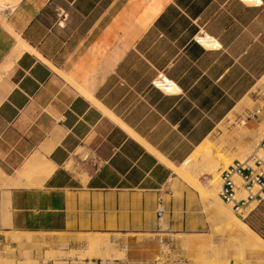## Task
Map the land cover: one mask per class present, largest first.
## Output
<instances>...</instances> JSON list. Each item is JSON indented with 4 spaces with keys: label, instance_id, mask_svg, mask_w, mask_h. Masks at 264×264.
Instances as JSON below:
<instances>
[{
    "label": "crops",
    "instance_id": "1",
    "mask_svg": "<svg viewBox=\"0 0 264 264\" xmlns=\"http://www.w3.org/2000/svg\"><path fill=\"white\" fill-rule=\"evenodd\" d=\"M259 1L22 0L7 10L0 23V168L12 167L15 188L0 187L8 214L1 228L24 236L10 244L88 253L100 239L97 253L111 247L105 264H154L166 246L206 229L199 195L137 138L179 166L227 118L233 123L254 106L249 97L264 89ZM206 36L220 48L195 42ZM159 77L178 92L155 89ZM34 157L55 167L42 185L19 177ZM244 220L264 239V202ZM238 233L235 227L232 242ZM230 252L238 255L235 243Z\"/></svg>",
    "mask_w": 264,
    "mask_h": 264
},
{
    "label": "rangeland",
    "instance_id": "2",
    "mask_svg": "<svg viewBox=\"0 0 264 264\" xmlns=\"http://www.w3.org/2000/svg\"><path fill=\"white\" fill-rule=\"evenodd\" d=\"M249 99L253 101L254 106L251 109H247L246 112L244 110L237 114L232 120L233 123H230V119L227 118L220 125L219 131L206 141H209L208 143L214 146L211 145L212 150L207 149L205 154H200L201 156L199 155L197 158L199 161L197 160L198 162L196 161L195 163L200 164V159H203L205 155L209 154H218L222 158L226 157L223 158L225 161H231L227 166L224 165L223 162L219 164L221 167L219 166L218 172H216L219 173V187L221 172L235 160H243L254 152H258L260 155L264 156V152L261 151L259 147L260 141L264 135V127H262V124H264V89L254 92ZM258 111H261L260 117L256 115ZM248 121L251 122L249 123ZM245 130L247 131L245 132ZM206 144L204 145L205 147ZM8 174H13L12 167L0 168V187L15 188L10 182L13 178ZM175 177V181L180 182L187 186L188 189L196 192L176 175ZM212 177L213 176L206 177V175H204L201 176L202 179L200 178V180L204 185L208 186ZM218 192L219 189L216 192L217 197H219ZM199 197L206 207L208 227L203 231L196 232L194 236L183 237L180 246L174 248L166 246L163 256L157 259L154 264H241L237 253L232 254L230 252V247L233 246L232 240L236 237L234 223L232 221L221 220L214 211L208 207V202H206L202 196L199 195ZM4 206L5 204H3L2 209H0V264L103 263L102 259L105 258L99 253L69 250L67 246L62 247L66 251L54 252L50 247L40 246L38 244H31L29 246L10 244L9 239H12V242L20 243L23 241L22 237L24 236L15 232L11 234L5 233V230L1 228L7 225L6 219L8 218V214L4 215ZM224 206L232 211L235 218L245 222L244 219L235 214L231 206L226 204H224ZM258 225L264 227V220ZM27 237L30 241V237ZM45 249L50 251L43 254L42 251ZM173 250H175L176 253H174ZM117 256L123 257L122 255ZM251 264L257 263L254 262Z\"/></svg>",
    "mask_w": 264,
    "mask_h": 264
},
{
    "label": "bare ground",
    "instance_id": "3",
    "mask_svg": "<svg viewBox=\"0 0 264 264\" xmlns=\"http://www.w3.org/2000/svg\"><path fill=\"white\" fill-rule=\"evenodd\" d=\"M21 1L22 0H0V23L4 25L3 23L4 13L7 10H14L20 4ZM242 1L248 5H257L261 3L259 0H242ZM17 41L19 43V46H18L19 48H21L22 50L28 49L27 46L23 42H21L20 40H17ZM199 41L201 42V45L205 49L220 48L219 43L216 40L208 36L200 38ZM166 82H168V84H164V83L158 84V86L160 87L162 91H164L166 94H173V93L178 92V88L174 84L170 83L167 80ZM90 98L93 100L92 97ZM98 106L101 107L99 104ZM104 111L116 123L120 124L125 130H127L128 133L133 135V133L129 131L121 122H119V120H117L111 113H109L105 109ZM137 139L139 140V142H141L144 145L145 148H147L150 151V153H153L155 157L161 163L165 164L167 168L171 170L178 178H180L182 181L188 184L191 188H193L200 196H202L206 200V202H208V205H209L208 207L212 209L214 213L221 220L232 221L234 223L235 227L239 231L238 233L239 235L237 236L236 241L235 242L233 241V243L236 244V250L238 251L239 260L241 264H251V262L248 261L246 258L247 254H250L256 260L257 264H264V239H262L257 233H255L244 221L235 218L233 216L232 211L226 206H224V203H222L221 199L217 197L216 195V192L219 189V182H218L219 173H216L218 172V169H219L218 167L220 166L219 164L220 162H223L224 165L227 166V164L230 163L231 161H228V162L225 161L223 158H226V157L222 158L218 154H214V155L209 154V155H205L203 159H200V162H199L200 164L198 163L195 164L200 154L202 153L205 154L207 149L212 148L211 147L212 144H209L208 143L209 141L208 142L205 141L200 147H198L189 156V158L182 165L177 166L171 163L170 161H168L163 155L156 152L154 149H151V147L147 146L146 143L144 144L143 141H141L139 138ZM205 144H206V147L204 146ZM35 157H37V155ZM35 157L34 159L31 158L32 160H29L30 161L29 163H26L27 165L25 166V168H23L24 169L23 171L21 172L19 171L20 172L19 177L30 180V182L35 181L36 184L42 185L49 177H51L52 173L54 172L55 167L52 164H50V162L46 161L45 159H41L39 157L35 158ZM204 175H206V177L213 176L208 186L204 185L203 182L200 180L201 176H204ZM16 182L20 183L18 185H21L22 181L21 182L16 181ZM99 240L97 239L91 240L90 252L97 253L102 243ZM106 248H107L106 255H102V256L104 258L113 259L112 254L109 252L111 251L109 250L110 249L109 243L107 244ZM103 264H105V261L103 262Z\"/></svg>",
    "mask_w": 264,
    "mask_h": 264
},
{
    "label": "built area",
    "instance_id": "4",
    "mask_svg": "<svg viewBox=\"0 0 264 264\" xmlns=\"http://www.w3.org/2000/svg\"><path fill=\"white\" fill-rule=\"evenodd\" d=\"M199 39L195 38V42L201 45ZM162 83L168 84L166 79L159 77L153 82V87L162 91L158 86ZM259 147L264 152V135ZM220 180L219 198L231 206L237 216L246 219L264 202V156L254 152L243 160H235L221 172ZM165 214L164 202L159 198L158 219L162 220Z\"/></svg>",
    "mask_w": 264,
    "mask_h": 264
},
{
    "label": "trees",
    "instance_id": "5",
    "mask_svg": "<svg viewBox=\"0 0 264 264\" xmlns=\"http://www.w3.org/2000/svg\"><path fill=\"white\" fill-rule=\"evenodd\" d=\"M155 89H156V88H155ZM247 224H248L253 230L257 231L255 225H254L252 222L247 221ZM260 234H261V236L264 238V235H263L262 233H260Z\"/></svg>",
    "mask_w": 264,
    "mask_h": 264
}]
</instances>
